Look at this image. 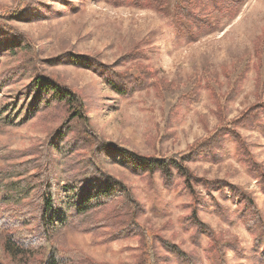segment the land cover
<instances>
[{"label": "rangeland", "instance_id": "374dc122", "mask_svg": "<svg viewBox=\"0 0 264 264\" xmlns=\"http://www.w3.org/2000/svg\"><path fill=\"white\" fill-rule=\"evenodd\" d=\"M153 1L0 0V27L18 47L0 51V94L47 78L76 95L83 115L72 120L56 105L26 126L0 125V157L28 159L71 121L63 130L70 153L51 159L57 178L92 166L127 190L65 235L76 264H260L255 228L242 215L264 228V0H237L231 18L208 0H186L192 15L214 25L202 33L194 25L185 32L179 0ZM104 73L146 78L122 98ZM101 143L185 159L191 187L175 173L138 176L116 157L102 162ZM239 197L253 206L244 211ZM193 215L202 232L189 225Z\"/></svg>", "mask_w": 264, "mask_h": 264}, {"label": "trees", "instance_id": "16d2710c", "mask_svg": "<svg viewBox=\"0 0 264 264\" xmlns=\"http://www.w3.org/2000/svg\"><path fill=\"white\" fill-rule=\"evenodd\" d=\"M119 1L121 0H112L113 3ZM129 1L133 4H141L143 1L154 2L153 0ZM224 1H230L231 4L227 5L230 7L221 5L220 0H208L214 10L222 9L231 18L235 15L239 2ZM183 2L185 5H181ZM189 3L191 5V1L179 0L175 7L177 16L183 18L185 32L190 33L189 27L191 28L192 25L199 33L213 30L214 25L211 26L208 20L193 11L192 15L190 9L187 10ZM6 33L7 30L0 27V51L13 53L18 48L17 39L13 36L7 37ZM75 59L76 61L71 60V62L85 69L92 66L86 59ZM104 74L108 78H105L106 84L122 98L132 86H142L146 78L145 75L125 78L117 74ZM6 86L7 80L0 81V91ZM56 105L67 106L70 109L69 113L72 114L70 117L72 120L83 118L80 109L82 105L75 94L47 78L36 77L24 93L15 96L0 94V125L8 128L26 126L41 113ZM68 122L42 147L29 155L28 159L24 157V160L19 161L17 157H0V264H76L73 250H68L64 246L65 235L72 231L80 232L81 225L86 227L87 218L101 213L104 206L127 192L119 181L107 177L101 170L92 166L86 167L81 172L71 170L65 177L62 169L60 179L57 178V171L51 159L57 156L62 162V158L65 161V157L70 153L64 142L68 134L63 131L67 126L72 125L71 121ZM217 133L216 130L210 138L211 146L219 138L220 134ZM231 138L238 142L235 137L231 136ZM238 145L241 147L239 143ZM202 148L208 147L204 145ZM242 150L241 147L240 151ZM96 152L102 162L103 159L105 162L106 158L116 157V164L135 175L158 173L163 178H169L175 173L184 181L187 188L191 187L192 177L183 165L185 159L158 160L138 157L105 143L99 144ZM91 164L94 165L93 161ZM262 178L260 176V179ZM62 179L64 180L61 181ZM247 200L243 198L240 202L244 211L250 208L249 206H253ZM119 210L122 212L121 208ZM254 213L255 220L261 221L257 209ZM188 220L195 233L202 232L198 227L200 223H196V215ZM242 220L255 228L254 255H257V262L264 264V228L256 227L257 223H249L245 215H242ZM172 254L178 255L177 250Z\"/></svg>", "mask_w": 264, "mask_h": 264}]
</instances>
